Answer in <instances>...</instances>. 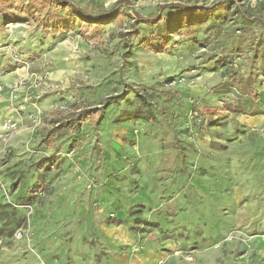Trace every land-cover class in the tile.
Returning <instances> with one entry per match:
<instances>
[{
	"label": "rangeland",
	"instance_id": "rangeland-1",
	"mask_svg": "<svg viewBox=\"0 0 264 264\" xmlns=\"http://www.w3.org/2000/svg\"><path fill=\"white\" fill-rule=\"evenodd\" d=\"M68 1L0 0V264L256 263L264 0Z\"/></svg>",
	"mask_w": 264,
	"mask_h": 264
},
{
	"label": "trees",
	"instance_id": "trees-1",
	"mask_svg": "<svg viewBox=\"0 0 264 264\" xmlns=\"http://www.w3.org/2000/svg\"><path fill=\"white\" fill-rule=\"evenodd\" d=\"M49 4H55L57 6L62 7L65 10H68L70 13H72V15H74V17L84 21L87 24H91V25H101L103 23H106L108 20L111 19V15L114 13V8L110 9V10H103L99 13H95L91 8H82L79 7L71 2H69L68 0H43ZM184 16L181 19H186L188 21L189 16L187 14V12H184ZM143 23H149V24H154L156 23L158 20L157 18H151L148 20H142ZM235 79H237V84H241L238 76L235 77ZM256 97V96H255ZM106 104H108V102H106ZM226 107V110L229 112H233L236 113L240 110V106L238 105H234L231 103H225L224 104ZM113 221L117 222V220L113 219Z\"/></svg>",
	"mask_w": 264,
	"mask_h": 264
},
{
	"label": "crops",
	"instance_id": "crops-1",
	"mask_svg": "<svg viewBox=\"0 0 264 264\" xmlns=\"http://www.w3.org/2000/svg\"><path fill=\"white\" fill-rule=\"evenodd\" d=\"M255 254L257 256L256 263H250L248 260H240L232 264H264V236L258 237L256 240ZM161 257V254L158 252L143 249L139 254L132 256L131 264H154Z\"/></svg>",
	"mask_w": 264,
	"mask_h": 264
},
{
	"label": "built area",
	"instance_id": "built-area-1",
	"mask_svg": "<svg viewBox=\"0 0 264 264\" xmlns=\"http://www.w3.org/2000/svg\"><path fill=\"white\" fill-rule=\"evenodd\" d=\"M189 259H190V257H189Z\"/></svg>",
	"mask_w": 264,
	"mask_h": 264
}]
</instances>
